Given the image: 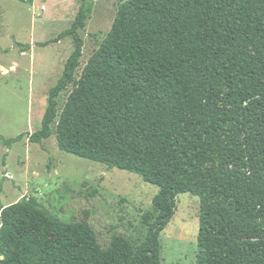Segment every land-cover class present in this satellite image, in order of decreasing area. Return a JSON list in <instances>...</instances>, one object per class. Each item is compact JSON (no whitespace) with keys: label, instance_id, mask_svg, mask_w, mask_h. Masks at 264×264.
<instances>
[{"label":"trees","instance_id":"trees-1","mask_svg":"<svg viewBox=\"0 0 264 264\" xmlns=\"http://www.w3.org/2000/svg\"><path fill=\"white\" fill-rule=\"evenodd\" d=\"M77 1L55 40L73 51L27 139L139 176L158 188L153 211L138 244L103 248L87 219L23 197L0 208V264H161L182 194L199 200L196 264H264V0L121 2L82 68L92 4Z\"/></svg>","mask_w":264,"mask_h":264},{"label":"rangeland","instance_id":"rangeland-1","mask_svg":"<svg viewBox=\"0 0 264 264\" xmlns=\"http://www.w3.org/2000/svg\"><path fill=\"white\" fill-rule=\"evenodd\" d=\"M88 1L92 10L80 32L81 68L127 0ZM78 8L77 0H0V137L25 135L10 147L0 141V208L34 198L64 223L87 219L103 248L118 236L135 246L146 234L142 216L153 211L158 188L137 175L60 151L54 135L40 144L26 136L40 128L48 91L73 51L70 39L55 40ZM198 216L199 200L179 195L159 237L161 264H196Z\"/></svg>","mask_w":264,"mask_h":264}]
</instances>
